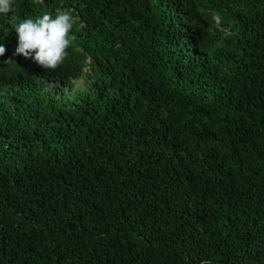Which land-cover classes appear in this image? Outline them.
Here are the masks:
<instances>
[{
	"label": "trees",
	"instance_id": "1",
	"mask_svg": "<svg viewBox=\"0 0 264 264\" xmlns=\"http://www.w3.org/2000/svg\"><path fill=\"white\" fill-rule=\"evenodd\" d=\"M12 6L0 264H264V0ZM58 10L64 62L15 55L18 23Z\"/></svg>",
	"mask_w": 264,
	"mask_h": 264
},
{
	"label": "clouds",
	"instance_id": "2",
	"mask_svg": "<svg viewBox=\"0 0 264 264\" xmlns=\"http://www.w3.org/2000/svg\"><path fill=\"white\" fill-rule=\"evenodd\" d=\"M34 2L43 4L44 0ZM12 11V0H0V17H8ZM213 20L217 26L221 24L219 14H214ZM72 27L73 17L69 10H58L54 18L44 14L35 20L25 19L15 28L18 37L15 55L34 59L39 66L55 71L68 55L67 49L73 39L70 38ZM5 52L6 48L0 45V57Z\"/></svg>",
	"mask_w": 264,
	"mask_h": 264
},
{
	"label": "rangeland",
	"instance_id": "3",
	"mask_svg": "<svg viewBox=\"0 0 264 264\" xmlns=\"http://www.w3.org/2000/svg\"><path fill=\"white\" fill-rule=\"evenodd\" d=\"M82 85H83V84H82L81 81H78V82H77V86H78V87H80V86H82Z\"/></svg>",
	"mask_w": 264,
	"mask_h": 264
}]
</instances>
